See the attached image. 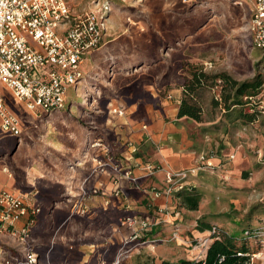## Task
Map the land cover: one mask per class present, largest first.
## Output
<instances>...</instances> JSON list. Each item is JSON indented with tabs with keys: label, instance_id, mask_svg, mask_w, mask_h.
I'll use <instances>...</instances> for the list:
<instances>
[{
	"label": "rangeland",
	"instance_id": "obj_1",
	"mask_svg": "<svg viewBox=\"0 0 264 264\" xmlns=\"http://www.w3.org/2000/svg\"><path fill=\"white\" fill-rule=\"evenodd\" d=\"M236 1L112 0L107 42L54 112L65 114L33 112L2 86L23 132L7 135L0 117V190L28 195L40 211L18 223L29 224L28 237L0 235V261L32 252L35 264L178 263L205 258L220 239L246 252L245 263L264 264V85L230 108L214 102L221 80L201 89L204 118L184 122L183 143L200 148L198 160L159 172L156 188L133 182L130 164L142 155L148 169L160 166L162 146L137 142L134 124L172 119L190 64L240 81L264 77L253 3Z\"/></svg>",
	"mask_w": 264,
	"mask_h": 264
},
{
	"label": "built area",
	"instance_id": "obj_2",
	"mask_svg": "<svg viewBox=\"0 0 264 264\" xmlns=\"http://www.w3.org/2000/svg\"><path fill=\"white\" fill-rule=\"evenodd\" d=\"M74 1L0 0V117L1 129L7 135L20 137L23 131L2 86L33 112L51 114L62 110L67 91L83 78L86 58L106 44L112 0L103 4L94 0L93 8ZM249 1L253 3L249 28L256 47L264 51V0ZM236 3L242 5L243 1ZM173 176L168 180L172 181ZM39 211L27 203L24 194L1 189L0 235L28 237L29 224L20 229L18 223ZM23 256L18 260L5 257L0 262L35 264L38 260L32 252Z\"/></svg>",
	"mask_w": 264,
	"mask_h": 264
},
{
	"label": "trees",
	"instance_id": "obj_3",
	"mask_svg": "<svg viewBox=\"0 0 264 264\" xmlns=\"http://www.w3.org/2000/svg\"><path fill=\"white\" fill-rule=\"evenodd\" d=\"M197 3V2H196ZM195 3V4H196ZM189 76L183 84L182 97L178 107V117H187L198 122L204 118V108L199 101L198 93L204 87H215L222 81V101L215 100L216 105L224 104L226 108L233 105H242L254 99L264 85V77L259 73L254 78L240 81L227 72L210 73L202 65L190 64ZM244 97L246 102H244ZM65 109V108H64ZM63 110V109H62ZM253 118L254 115L246 114L245 117ZM252 120V119H249ZM246 252L237 250L231 242L216 240L208 249L205 258L198 261L182 259L178 263L165 260L162 264H244L248 257ZM148 264V263H146Z\"/></svg>",
	"mask_w": 264,
	"mask_h": 264
},
{
	"label": "crops",
	"instance_id": "obj_4",
	"mask_svg": "<svg viewBox=\"0 0 264 264\" xmlns=\"http://www.w3.org/2000/svg\"><path fill=\"white\" fill-rule=\"evenodd\" d=\"M181 89L183 90L182 86ZM179 103H177L176 108H174L173 114L170 115L172 117L170 120L164 119L163 117L157 115V118L151 121L149 120V124H147V126L143 125L141 120H138L137 123L135 122L134 126L139 127L133 131V135L135 138H137V142H152L154 146H162V149H159L155 153V160L160 163V166H155L152 163L148 164L151 165L150 167H152L154 171L148 169L146 164H143L144 156L142 155L136 156L135 159L130 161L132 166L131 170H133L131 173H134L135 178L133 179H136L133 180V182L139 180L141 185L149 184L151 187L153 186L156 188V186H159L160 184L157 182V180H155V178L152 177H158L159 172H161L162 175L167 176V174H170V172L174 173L181 169H188V166L194 165L197 162L198 153H201L200 148L197 147L194 142L191 143V146L188 144H183L185 141L184 137L187 134V129L184 128V122L190 123V120L193 119L187 117H178ZM61 114L65 113H54L56 116ZM24 195L26 196L27 203L32 205L29 202L28 195ZM106 200L107 199H104L102 202L105 203Z\"/></svg>",
	"mask_w": 264,
	"mask_h": 264
}]
</instances>
